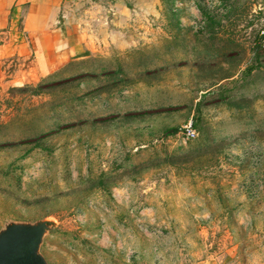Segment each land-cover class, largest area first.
I'll return each instance as SVG.
<instances>
[{
  "label": "rangeland",
  "instance_id": "374dc122",
  "mask_svg": "<svg viewBox=\"0 0 264 264\" xmlns=\"http://www.w3.org/2000/svg\"><path fill=\"white\" fill-rule=\"evenodd\" d=\"M150 1L113 24L174 32L158 69L129 49L0 75V230L55 221L48 264H264V0ZM108 2L62 13L106 29Z\"/></svg>",
  "mask_w": 264,
  "mask_h": 264
},
{
  "label": "crops",
  "instance_id": "0c3cea01",
  "mask_svg": "<svg viewBox=\"0 0 264 264\" xmlns=\"http://www.w3.org/2000/svg\"><path fill=\"white\" fill-rule=\"evenodd\" d=\"M139 1L110 0L108 4L118 14L115 12L112 24L102 29L84 25L82 20L72 23L69 16L62 13L66 0H0L1 78L10 68L9 80L15 81V61L22 65V77L25 73L27 77L31 74L43 77L70 63L105 58L129 49H141L135 51L141 54L150 52L146 56L149 60L142 63L143 69H158L155 65L159 67L160 48L166 47L151 43L158 38H171L174 32L152 27L129 31L114 25L118 21L126 23L127 18L119 12H124L127 4ZM158 1L151 0L149 5H156ZM149 13H153V9L150 8ZM167 49L169 52L172 47ZM152 71L148 74L156 72Z\"/></svg>",
  "mask_w": 264,
  "mask_h": 264
},
{
  "label": "water",
  "instance_id": "95a60500",
  "mask_svg": "<svg viewBox=\"0 0 264 264\" xmlns=\"http://www.w3.org/2000/svg\"><path fill=\"white\" fill-rule=\"evenodd\" d=\"M56 225L49 218L7 223L0 230V264H48L40 253V245Z\"/></svg>",
  "mask_w": 264,
  "mask_h": 264
},
{
  "label": "built area",
  "instance_id": "2783aa9c",
  "mask_svg": "<svg viewBox=\"0 0 264 264\" xmlns=\"http://www.w3.org/2000/svg\"><path fill=\"white\" fill-rule=\"evenodd\" d=\"M179 133L186 140L193 139L197 136V130L195 129V127L191 121L188 124L182 126Z\"/></svg>",
  "mask_w": 264,
  "mask_h": 264
}]
</instances>
